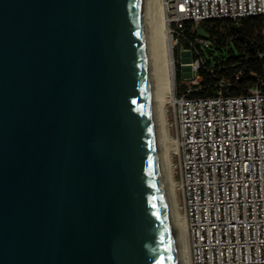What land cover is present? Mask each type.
<instances>
[{
    "label": "water",
    "instance_id": "1",
    "mask_svg": "<svg viewBox=\"0 0 264 264\" xmlns=\"http://www.w3.org/2000/svg\"><path fill=\"white\" fill-rule=\"evenodd\" d=\"M0 264H178L151 0H0Z\"/></svg>",
    "mask_w": 264,
    "mask_h": 264
},
{
    "label": "built area",
    "instance_id": "2",
    "mask_svg": "<svg viewBox=\"0 0 264 264\" xmlns=\"http://www.w3.org/2000/svg\"><path fill=\"white\" fill-rule=\"evenodd\" d=\"M161 9L172 48L192 57L184 67L197 79L173 95L165 118L189 264H264V89L191 97L202 59L193 42L182 45L189 25L196 32L203 21L264 17V0H161Z\"/></svg>",
    "mask_w": 264,
    "mask_h": 264
},
{
    "label": "trees",
    "instance_id": "3",
    "mask_svg": "<svg viewBox=\"0 0 264 264\" xmlns=\"http://www.w3.org/2000/svg\"><path fill=\"white\" fill-rule=\"evenodd\" d=\"M237 27L242 28V34L235 30ZM186 35L182 45L189 46L188 40L193 42L202 59L198 85L191 97H213L220 91L241 96L256 86L264 89V17H249L238 23L229 19L203 21L196 32H191L189 25ZM197 37L210 40L209 48L202 50L195 44ZM176 50L180 52V48ZM180 68L177 61L176 94L186 90Z\"/></svg>",
    "mask_w": 264,
    "mask_h": 264
},
{
    "label": "bare ground",
    "instance_id": "4",
    "mask_svg": "<svg viewBox=\"0 0 264 264\" xmlns=\"http://www.w3.org/2000/svg\"><path fill=\"white\" fill-rule=\"evenodd\" d=\"M153 20L157 22L155 27L156 43H157V58H158V102L159 111L161 116V124L163 131L164 150L166 153V169L167 179L169 178L170 199L173 200L172 206L175 208L174 203V187L171 180V165L170 154L174 151V144L167 139L165 118L166 108L174 95V65L172 59V46L167 35L166 24L163 13L161 11V0H151ZM155 24V23H154ZM169 99V100H168ZM175 218V217H174ZM181 235H182V251L186 264H189L188 259V243L185 232L184 220L181 218ZM180 234V233H179ZM181 248V247H180Z\"/></svg>",
    "mask_w": 264,
    "mask_h": 264
},
{
    "label": "rangeland",
    "instance_id": "5",
    "mask_svg": "<svg viewBox=\"0 0 264 264\" xmlns=\"http://www.w3.org/2000/svg\"><path fill=\"white\" fill-rule=\"evenodd\" d=\"M162 11V9H161ZM154 21V25L157 24V22ZM176 47L172 48L171 54H172V59H173V65H174V82H176V62L178 61L179 64L182 66L180 68V72L182 75V84L186 86V88L193 86V84H195L197 82L196 78H192V74L190 72V70L187 67H184V64H186L187 62H189L191 60V56L188 55V53H182L176 50ZM184 50V49H183ZM224 55H226V53H224ZM199 81V80H198ZM176 84L174 83V94L176 93ZM169 100V99H168ZM168 110V107L166 108ZM166 110V113H167ZM163 133V131H162ZM164 142V140H163ZM165 157H166V153H165ZM166 159V158H165ZM168 186H169V178H168ZM169 193H170V187H169ZM171 202H173V200L171 199ZM172 205V203H171ZM175 217V218H174ZM172 218H173V226H174V234H175V240H176V251H177V260H178V264H186L185 259L183 257V251H182V233H181V216L178 215L176 207L174 208L172 206ZM180 233V234H179ZM181 247V248H180Z\"/></svg>",
    "mask_w": 264,
    "mask_h": 264
}]
</instances>
